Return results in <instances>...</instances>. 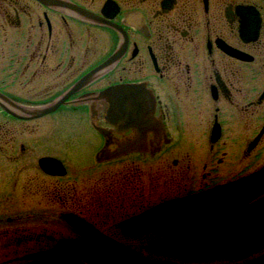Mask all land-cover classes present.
<instances>
[{
  "label": "flooded vegetation",
  "instance_id": "1",
  "mask_svg": "<svg viewBox=\"0 0 264 264\" xmlns=\"http://www.w3.org/2000/svg\"><path fill=\"white\" fill-rule=\"evenodd\" d=\"M106 62L101 71L90 75ZM120 85L138 86L149 93L151 128L116 132L106 121L108 103L100 93ZM263 127L264 0H0V263H28V256L67 239L55 238L49 229L35 234L24 227L22 203L13 199L43 198L44 213H52L54 206L82 212L83 205L71 201L76 190L66 181V160L74 161L70 157L74 136L81 144L82 135L89 131L100 140L91 163L84 164L91 168L132 162L131 167L135 160L170 152L178 156L171 161L176 174L155 175L160 183L158 200L155 193L151 195L154 185L147 190L136 165L128 166L133 174L125 172L123 183L116 181L118 172H111L103 176V188L96 190L99 198L118 202L101 205L119 208L121 219L114 228L144 247L149 255L145 259L157 264L261 261V206L245 215L214 217L219 226L231 224L241 232L254 229L256 247L238 254L155 249L166 237L205 223L170 233L148 228L126 235L124 229L130 219L156 204L258 172L264 166ZM137 133L146 134L141 138L142 151L110 158L125 144L135 143ZM48 159L57 163L56 169L50 168L57 173L41 166ZM262 200L264 191L241 209ZM65 215L60 214L64 222ZM255 216L260 220L255 221ZM82 239L81 235L68 240ZM28 245L36 249L23 254V246ZM153 256L162 260H150ZM66 260L30 259L28 264Z\"/></svg>",
  "mask_w": 264,
  "mask_h": 264
},
{
  "label": "water",
  "instance_id": "2",
  "mask_svg": "<svg viewBox=\"0 0 264 264\" xmlns=\"http://www.w3.org/2000/svg\"><path fill=\"white\" fill-rule=\"evenodd\" d=\"M107 65V62L94 70L93 73L90 75L101 71L105 66ZM100 97L105 99V101L108 103V110L106 114V121L114 127L116 132L125 131L130 128H134L136 131H141L143 129H148L153 126V117H151L149 114V111L151 110V106L153 104V101L147 91L142 89L138 86H132V85H120V86H114L109 87L102 91L100 93ZM100 131V130H99ZM262 132H264V127L262 129ZM100 133L103 136H108L106 131L101 130ZM146 134L137 133V140L135 143H129L125 144L122 151H117L115 153L112 152V155L110 158H116L121 155L130 153V152H136V151H142L143 148L141 144V138H145ZM140 143V146L137 145V147L134 148L135 145ZM106 154V153H105ZM43 162H53L57 165L55 161H52V159H48L47 161ZM41 162V166L42 163ZM264 166L256 173L240 179L238 181L232 182L230 184H226L220 187H215L213 189L207 190L202 193L189 195L186 197H182L179 199H173L170 201H166L164 203H160L151 209L143 212L142 214L135 216L130 221H128L124 233L126 235H130L131 233L134 234V232H138L141 230H144L146 228L152 227L155 231L164 233V232H171L173 230L177 229H184L188 224L194 225L200 222H206L208 220L209 214L213 212L214 207L219 206V210L221 211L222 208H226L228 206H234V202L232 204L230 203H223L226 199H230L232 197H237V200H241L244 202H247L248 200L256 197L258 194L262 193L264 191V172H263ZM63 172H60L61 174ZM260 181L262 188L257 190V188L250 189L246 188L247 190H244L246 185H254L258 184ZM246 183V184H245ZM255 185V186H256ZM250 191L248 194H244L245 191ZM235 200V202L237 201ZM234 204V205H233ZM244 203L242 204V206ZM255 205V204H254ZM264 205V200H262L251 212H254L257 210L258 207ZM253 206V205H252ZM218 210V213H215L214 217L221 216L225 214L224 212H220ZM217 212V211H216ZM168 214L172 217H178L176 220H174L173 223H175V226H172L173 223L171 221L162 222L159 220L160 214ZM186 214H189L191 216H186ZM214 214V213H211ZM165 215V216H168ZM66 222L68 221L71 226H74L75 228L81 230L86 237V242L76 241V240H60L58 242V245L53 250H48L45 252H40L37 254H33L28 256L30 259H41V258H49L51 256H59V255H66V256H75V257H86V259H98L95 261H102V260H109L112 261L114 264H154L152 262H149L139 255H137L132 250L128 249L125 246H122L121 244L117 243L116 241L104 236L103 234L99 233L96 229H94L91 225H89L84 220L80 219L79 217L73 215V214H66L65 215ZM197 222V223H195ZM216 225V224H215ZM219 226V225H217ZM209 227V224L207 223L205 226H201L198 228H195V231H199L203 233L204 229H207ZM231 233L229 235H232V238H235L236 235H238V231L241 233V235L238 237L240 239H243V241L247 240H254V236L251 234L254 232H241L243 229L235 228L233 225H230L228 227H223L222 229H219L217 233L221 232L222 230H231ZM193 230L184 231L180 234H178V237L172 238L173 240L182 241L187 244L185 248L181 251H193V252H211L214 251V247L211 245L202 244L200 242H205L206 238L204 235H192ZM224 235V236H229ZM87 237L89 238V242H87ZM200 237V238H199ZM85 239V238H84ZM185 239V240H183ZM202 239V240H201ZM192 241V242H191ZM177 247H165L166 249H174ZM249 247H254L253 245H244L242 248L237 249L244 251L248 249ZM156 248L158 250L165 249L162 247V243L156 244ZM175 251H179V249H174ZM69 261L74 262L73 260H66V262ZM59 262V261H54ZM49 263V262H44ZM43 263V264H44ZM75 263V262H74ZM73 263V264H74ZM50 264V263H49ZM258 264V263H254Z\"/></svg>",
  "mask_w": 264,
  "mask_h": 264
},
{
  "label": "rangeland",
  "instance_id": "3",
  "mask_svg": "<svg viewBox=\"0 0 264 264\" xmlns=\"http://www.w3.org/2000/svg\"><path fill=\"white\" fill-rule=\"evenodd\" d=\"M66 135H72V132L66 133ZM78 135L74 136V139L72 141L74 147H72V152L70 157L74 159L70 161L66 160V181L67 183L71 184L74 188L73 196L71 197V201L74 200L76 202H79L83 205L82 212H78L77 210H74L71 208H67L62 210L58 208V206H54L52 209V213L47 212L44 213L42 211V207L46 203V200L43 198H29V197H23L22 200L20 198L13 199V203H22V213H23V224L24 227L29 228V230L37 234L38 232H41L43 228L45 230L49 229V234H52V236L55 235V238L57 237H66L67 239H81V233L77 231L76 229L72 228L70 225L67 224V222H64L61 220V213L66 212L67 213H74L78 214L80 217H85V219L91 221L92 224H94L97 228H99L103 233L106 235L112 237V239L117 240L121 245L134 250L139 255L145 257V255H148L146 251H144V247L140 246L137 241H135L132 238H126L123 236L121 230H116L114 228L115 222H118L121 217H118L119 215V208L114 207H106L102 205H108V206H115L116 203H118L114 198H99L98 192L96 190L98 188H103V176L107 175L108 173H115L118 172L117 175V182L119 184L123 183L122 177L128 176L125 172H131V169L128 164H113V165H102L99 167H92L87 166L84 164L91 163V155L93 149H95L99 145V138L97 134L94 132L89 131L87 134L82 135V141L81 144L78 143ZM90 142L89 145H86V143ZM87 153L84 154V151L87 150ZM173 152L166 153L165 155L161 156H155L152 159L147 161H136L134 162V165H136L139 168V172L143 174L141 176V179L144 180L145 186L148 185L147 190H149L150 185H154L153 191H151V195L153 196V193L156 200H158L160 197V190L159 186L160 183L156 181L155 175L166 173L167 175L176 174V167H172L171 161L175 157H178ZM167 160V161H165ZM75 163V164H74ZM167 169L165 170V164ZM134 165H131L133 167ZM129 166V167H128ZM130 167V168H131ZM91 168V169H90ZM165 170V171H164ZM164 171V172H163ZM133 174V173H132ZM131 175V174H129ZM149 176H151V179L154 180V183L151 179H149ZM157 177V176H156ZM23 180L26 179L25 174H22ZM133 178H130V181ZM136 179V178H135ZM136 185V184H135ZM151 186V188H152ZM117 189H119L118 186H116ZM155 200V201H156ZM158 201H156L157 203ZM74 202H71L70 205H73ZM102 204V205H101ZM17 206V204H16ZM11 207H9L10 209ZM36 208L37 211H36ZM61 212V213H60ZM60 213V214H59ZM48 231V230H47ZM102 233V234H103ZM126 234V233H125ZM51 245V244H50ZM49 245V246H50ZM36 247L33 245L23 246V254L26 252H30L35 250ZM146 256V257H147ZM35 260V258H32ZM30 259H27L28 263ZM150 260L152 261H160L162 259H159L157 257H150ZM25 263V264H28ZM84 264H99L96 262H90ZM1 264V263H0ZM100 264H106V263H100Z\"/></svg>",
  "mask_w": 264,
  "mask_h": 264
},
{
  "label": "bare ground",
  "instance_id": "4",
  "mask_svg": "<svg viewBox=\"0 0 264 264\" xmlns=\"http://www.w3.org/2000/svg\"><path fill=\"white\" fill-rule=\"evenodd\" d=\"M42 166H43V168L45 169V170H48L49 169V171H51L50 170V168H52V169H56V167H55V164L53 163V162H48V163H46V162H43L42 163ZM52 173H57V172H53V171H51ZM263 172H264V168H263ZM261 182L262 181H260L257 185L256 184H254V185H249V184H247L246 185V187H245V189L244 190H247L248 188H250V189H254V188H257V190H259V189H261L262 188V185H261ZM246 184V183H245ZM256 185V186H255ZM247 188V189H246ZM251 191V190H250ZM249 190L246 192L245 191V193L244 194H248L249 192H250ZM229 200H230V203H229ZM235 200H237V197L235 196V197H232V198H230V199H226L223 203H229V204H232ZM240 201V200H239ZM244 203V201H241V202H237V203H234L233 205L235 206V207H232V205L231 206H228V207H224V208H222L221 209V211L219 210V206L216 208V207H214L213 209V212H211V213H214V214H209V216H211V217H208L207 219L208 220H206V222L204 221V222H200V223H205L203 226H205L207 223L209 224V227L207 228V229H204L203 230V233H201V232H199V231H197V234L199 235V236H201V235H204V237L206 238V241L205 242H200V243H202V244H206V245H211V246H213L214 247V251H211V252H193V251H181V250H183V249H188V248H185V246H187V244L186 243H184V242H180V241H177V240H173L172 238H174V237H178V234H180V233H178V234H174V235H170V236H168V237H166V239L165 240H163L161 243H162V247H177V246H180V247H178V248H174V249H179V251H175L174 249H160V250H158L157 248H156V246H155V249H157L158 251H173V252H193V253H208V254H218V255H222V254H238V253H243V252H246V251H248V250H250V249H253L254 247H256V243L254 242V240H247V241H243V239H240V238H238L240 235H241V233L238 231V235H236V237L235 238H232V235H229L231 232L230 231H232V228H231V230H227V231H229L228 233H227V235H229V236H224V235H226V234H222V232H224V231H226V230H222L221 232H219V233H217L218 232V230L219 229H222L223 227H228L229 228V226L231 225H228V226H226V225H221V226H217V225H215V223L218 221L217 219H215L214 218V215H215V213H218V210L220 211V212H224L225 214H228V213H231V214H233L234 212H235V214L236 213H238V212H241V214L243 213L244 215H245V213H250L259 203H256L255 205H253V206H250V207H245V208H242L241 209V207H243L242 206V204ZM261 207H264V205H262ZM260 207V208H261ZM217 211V212H216ZM161 216H164V217H159V220H161L162 222H166V221H171L172 223L174 222V220L173 219H177L178 217H172V216H170V215H168L167 213L166 214H160ZM165 215H168V216H165ZM186 216L188 217V216H191V215H189V214H186ZM264 216V212L262 213V216L261 217H263ZM188 219H189V217H188ZM214 219V220H213ZM254 220L255 221H257V220H260V218H257L256 216L254 217ZM195 223H197V222H195ZM200 223H197V225H199ZM227 223V222H226ZM67 224L68 225H70V223L67 221ZM191 224V223H190ZM190 224H188L189 226H187L186 228H188V227H190ZM176 224L175 223H173V225L172 226H175ZM194 225H196V224H194ZM71 226V225H70ZM191 226H193V225H191ZM72 228H74V229H76L77 231H79L81 234H82V236H83V239L81 240V242H86V237H85V234L81 231V230H79V229H77V228H75L74 226H71ZM235 227V226H234ZM150 228H152V227H150ZM235 228H237V227H235ZM146 229H148V228H146ZM153 229V228H152ZM185 229V228H184ZM237 229H239V228H237ZM145 230V229H144ZM154 230V229H153ZM178 230V229H177ZM191 230H193V233L194 232H196L195 231V228L194 229H191ZM254 229H251V230H248V231H246V232H249V231H253ZM142 231V230H141ZM155 231V230H154ZM174 231H176V230H173V231H171V232H174ZM139 232V231H138ZM158 232V231H157ZM184 232V231H183ZM134 233H137V232H134ZM161 233V232H160ZM164 233H170V232H164ZM182 233V232H181ZM133 233H131L130 235H132ZM85 238V239H84ZM200 238V237H199ZM255 238V237H254ZM183 240H185V239H183ZM202 240V239H201ZM87 242H89V238L87 237ZM192 242V241H191ZM58 245V243L53 247V248H51V249H49V250H53L54 248H56V246ZM244 245H250V246H254V247H249L248 249H246V250H244V251H241V250H237V249H240V248H242ZM50 259L52 258V259H55L56 258V260L58 259V258H69V259H86V257H75V256H66V255H59V256H51V257H49ZM90 259H92V258H90ZM90 259H88V260H90ZM93 260H98V259H93ZM102 261H104L106 264H114V263H112V261H109V260H102ZM101 261V262H102ZM75 262V263H74ZM74 262H71V264H82V263H80V262H77V261H74ZM49 263L50 264H70L69 263V261H65V262H63V261H59V262H50L49 261ZM49 263H44V264H49ZM256 263H258V264H264V259H262L261 261H258V262H256ZM32 264H43V263H32Z\"/></svg>",
  "mask_w": 264,
  "mask_h": 264
}]
</instances>
